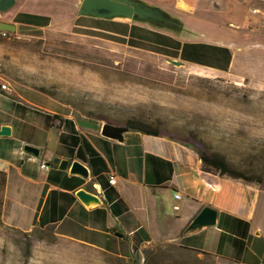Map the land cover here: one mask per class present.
<instances>
[{"label": "crops", "instance_id": "crops-1", "mask_svg": "<svg viewBox=\"0 0 264 264\" xmlns=\"http://www.w3.org/2000/svg\"><path fill=\"white\" fill-rule=\"evenodd\" d=\"M148 5L166 8L179 19L195 17L206 26L176 36L152 28L179 42L175 56L169 58L220 74L231 73L244 62L245 46L251 42L244 25L250 17L239 2L159 0ZM70 6L71 0H14L9 10L0 13V22L14 25L15 30H44L52 25L56 12L64 17ZM201 42L212 45V50L185 49L186 44ZM238 44L243 47L237 48ZM205 62L212 67H205ZM4 83L10 90L0 91V127H7L10 136H0L2 225L19 231L51 227L60 238L115 256H121L122 243L141 249L152 242H173L241 264L239 259L255 256V246L264 250V226L255 219L259 205L264 207V194L255 184L204 171L193 149L168 137L132 130L120 143L101 137L102 125L98 130L80 129L70 113L61 116L34 109L22 94L14 95L18 87L0 75V85ZM54 115L66 119V126L56 128L60 121ZM25 145L39 149L38 157L24 153ZM54 158L80 162L88 178L70 174L69 166L59 170ZM41 164L46 168L41 169ZM109 177H114L112 185ZM80 190L97 196L100 204L81 203L75 197ZM174 194L181 198L175 201ZM173 206L179 210L175 212ZM204 206L217 211L215 226L188 231Z\"/></svg>", "mask_w": 264, "mask_h": 264}, {"label": "rangeland", "instance_id": "rangeland-1", "mask_svg": "<svg viewBox=\"0 0 264 264\" xmlns=\"http://www.w3.org/2000/svg\"><path fill=\"white\" fill-rule=\"evenodd\" d=\"M225 1L239 2L250 17L244 25L251 40L244 49L247 55L231 73L166 63L173 58L150 51L153 46L144 48L145 41L154 39L145 31L156 32L145 23L113 21L139 28L134 36L145 39L137 43L143 48L112 40L111 32H120L119 27L79 17L82 0H71L69 12L64 17L56 12L54 22L44 30L19 27L0 35V75L17 86L14 95L22 94L34 109L61 116L70 113L80 129L98 130L112 121L188 142L211 161L202 166L255 184L264 194V0ZM162 11L182 24L174 36L185 29L206 30L195 17L179 19L166 8ZM201 43L186 44L185 49L212 50V45ZM205 64L212 67L211 62ZM60 115L56 128L66 126ZM2 193L0 186V214ZM260 208L255 219L264 226V207ZM254 249L253 258L238 261L264 264L263 248ZM120 252L121 256L105 255L58 237L51 227L19 231L0 220V264H233L173 242H152L141 249L122 243Z\"/></svg>", "mask_w": 264, "mask_h": 264}, {"label": "water", "instance_id": "water-1", "mask_svg": "<svg viewBox=\"0 0 264 264\" xmlns=\"http://www.w3.org/2000/svg\"><path fill=\"white\" fill-rule=\"evenodd\" d=\"M14 5V0H0V13L9 10ZM77 14L79 17H89L95 20H120L127 19L128 21H135L150 25L153 29L162 31L179 33L182 24L170 18L159 7H154L146 4L141 0H82L78 7ZM0 32H8L12 34L15 32V26L6 22H0ZM166 63L183 67L184 64L175 59H165ZM130 127L114 126L108 123H103L100 127L99 134L101 137L115 142H123L124 134L132 131ZM0 136L9 137L10 130L2 126L0 127ZM23 152L38 157L39 149L25 145L22 148ZM52 163L58 166L59 170H65L69 166V173L74 176H79L82 179H87L89 176L87 168L78 161L69 163L66 160L54 158ZM75 197L84 205L96 206L100 204L97 196L90 194L85 190H80ZM218 213L209 206H204L202 210L196 215L188 225V231H195L203 227H213L216 224ZM121 236L120 234H117Z\"/></svg>", "mask_w": 264, "mask_h": 264}, {"label": "trees", "instance_id": "trees-1", "mask_svg": "<svg viewBox=\"0 0 264 264\" xmlns=\"http://www.w3.org/2000/svg\"><path fill=\"white\" fill-rule=\"evenodd\" d=\"M98 22H100V21H98ZM101 22L111 23L112 26H116V27H119L121 29L120 32H118V31L111 32L113 34L111 36L112 40L119 41V42H125L130 47L143 48L140 44H137V43H138V41H145V39L140 40V38L134 36V32L136 30H139V28H136L135 26H131L128 28L127 25H124L121 23H115L111 20H103ZM145 33L148 36L153 37L154 39H152L151 41H145L144 44H146V47H144V48H147L149 50V48H150L149 46H153L150 48L151 49L150 51H153L155 53H159L162 56H166V57H174L175 56V54H176L175 51L179 48V42H176V41L172 40L171 38L162 35L161 33L152 32V31H145ZM0 35H1V33H0ZM168 51H170V52H168ZM54 118H57V116L54 115ZM106 123H108L109 125L117 126V124H115V122H112V121H109V122L106 121ZM127 125L130 126V124H127ZM131 129L138 130L136 128H131ZM148 134L159 135L158 132L157 133L156 132H148ZM159 136H162V135H159ZM164 137H166V136H164ZM167 137L170 139L176 140V138L169 137V136H167ZM176 141L185 145V146H188L191 149H193V151L200 157V159L202 160L203 163L210 161L209 159L207 160L206 158H204V156L198 150L194 149L190 143L184 142V141H179V140H176ZM202 167H203V170L206 172L216 173L210 169V166H204L203 165ZM0 186L4 188V174L3 173H0ZM186 250H189L190 252L199 253L202 255H206L207 257H210V255H207V253H205V252L192 251L190 249H186Z\"/></svg>", "mask_w": 264, "mask_h": 264}, {"label": "built area", "instance_id": "built-area-1", "mask_svg": "<svg viewBox=\"0 0 264 264\" xmlns=\"http://www.w3.org/2000/svg\"><path fill=\"white\" fill-rule=\"evenodd\" d=\"M5 33L6 32H1V35L2 34H5ZM9 90H10L9 87L5 83L0 85V91H4V92L7 93V92H9ZM40 168L41 169H45L46 166L44 164H41ZM107 182H108L109 185H112L113 182H114V177H109V179L107 180ZM180 198H181V196L179 194H174V200L175 201H178ZM173 210L175 212H177L179 210V208L173 206Z\"/></svg>", "mask_w": 264, "mask_h": 264}]
</instances>
